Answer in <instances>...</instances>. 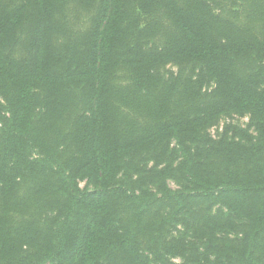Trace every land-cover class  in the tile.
<instances>
[{
	"label": "trees",
	"instance_id": "16d2710c",
	"mask_svg": "<svg viewBox=\"0 0 264 264\" xmlns=\"http://www.w3.org/2000/svg\"><path fill=\"white\" fill-rule=\"evenodd\" d=\"M0 264H264V0H0Z\"/></svg>",
	"mask_w": 264,
	"mask_h": 264
},
{
	"label": "rangeland",
	"instance_id": "374dc122",
	"mask_svg": "<svg viewBox=\"0 0 264 264\" xmlns=\"http://www.w3.org/2000/svg\"><path fill=\"white\" fill-rule=\"evenodd\" d=\"M178 70L179 69L176 65L169 64L163 68L162 73L164 72L166 75H174L178 72ZM209 88H211V86ZM228 126L241 127L243 129H246L252 135L255 134L253 123L249 115L248 114L241 115L238 113H230L220 116L218 119H216L213 122V124L209 125L205 129V133L213 139H218L223 134H226L227 137H232L231 133L226 132ZM171 185H173V187L175 188V185L173 183ZM80 187L85 188L86 187L85 182H80Z\"/></svg>",
	"mask_w": 264,
	"mask_h": 264
}]
</instances>
